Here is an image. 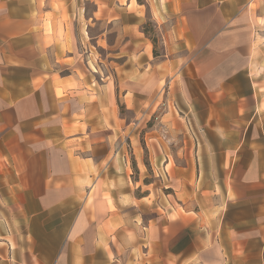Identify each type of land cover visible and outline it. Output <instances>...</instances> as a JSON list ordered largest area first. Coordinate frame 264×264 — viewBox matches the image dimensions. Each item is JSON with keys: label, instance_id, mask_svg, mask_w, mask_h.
I'll list each match as a JSON object with an SVG mask.
<instances>
[{"label": "crops", "instance_id": "obj_1", "mask_svg": "<svg viewBox=\"0 0 264 264\" xmlns=\"http://www.w3.org/2000/svg\"><path fill=\"white\" fill-rule=\"evenodd\" d=\"M99 1L0 0V264H264V0L116 5L114 75ZM162 80L177 149L119 118Z\"/></svg>", "mask_w": 264, "mask_h": 264}, {"label": "rangeland", "instance_id": "obj_2", "mask_svg": "<svg viewBox=\"0 0 264 264\" xmlns=\"http://www.w3.org/2000/svg\"><path fill=\"white\" fill-rule=\"evenodd\" d=\"M138 1L144 4V6L141 7L143 14L140 18V22L143 24L142 27L144 32L153 40L157 50H159V42L163 38V35L160 33L161 29L156 26V22L152 19L147 0ZM99 2V0H89L87 3V9L91 10L93 13ZM127 3L128 0H107V3L104 1L102 7L108 12V21L106 22L103 19H95L94 17L91 20L93 30L95 32L106 28L107 42L110 45L108 47L109 51L114 50V48L111 46L116 42L117 46H119L121 43L124 44L123 52L125 53V57H122V59H125V62L126 59H128V61L124 66H118V64H115L114 61H108L106 65V71L109 75H114L115 71L117 70H119V72L122 74H127L128 69H131L133 61H135V58L132 55V39L135 38L139 32L138 30L132 32L129 26L123 27V25H131L133 22L135 23V17L127 12H124L123 18H115L114 12V10L117 8L116 5H122L124 8H128L130 11H136L137 6L135 3L132 2L130 5ZM102 53L103 56L106 57L104 54L106 52ZM109 58H111V55ZM92 69L95 70V66H92ZM164 85L165 81L162 80L160 84V91L155 98L142 97L134 98L133 100L130 96H120L118 98L119 118L123 119L125 126H129V128L125 129L124 131V135L125 137H128V139L130 138L133 131L139 135L142 142H146L148 137L155 135L157 137H164L166 139L174 140L175 143L171 146L177 149L179 146L177 140L183 138L186 135L188 136L189 132L185 124L180 121H174L172 123H170V121H165L164 116L167 113L169 107L174 110V105L177 106V103L169 102V98L165 96ZM178 119H180L179 115ZM155 179L157 180V184H163L162 177H156Z\"/></svg>", "mask_w": 264, "mask_h": 264}]
</instances>
